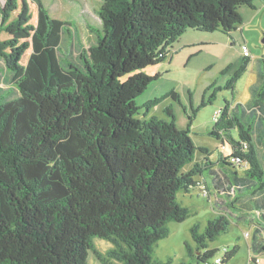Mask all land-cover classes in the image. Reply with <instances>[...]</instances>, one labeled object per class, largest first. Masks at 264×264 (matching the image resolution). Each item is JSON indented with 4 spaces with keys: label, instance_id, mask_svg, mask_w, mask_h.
Wrapping results in <instances>:
<instances>
[{
    "label": "trees",
    "instance_id": "trees-1",
    "mask_svg": "<svg viewBox=\"0 0 264 264\" xmlns=\"http://www.w3.org/2000/svg\"><path fill=\"white\" fill-rule=\"evenodd\" d=\"M242 5L255 8L253 0H102L101 29L88 25L95 40L85 47L76 24L52 17L42 0L0 1V59L10 85L0 88V264H87L89 250L101 264H162L152 247L167 236V221L188 216L176 194L194 187L229 194L234 209L235 191L246 197L242 206L257 222L250 247L264 251V84L246 111L248 125L226 101L210 131L231 145L218 162L243 166L240 176L218 175L207 155L196 161L189 129L173 119L136 117L135 97L158 74L133 71L161 62L188 28L228 34L242 22ZM243 56L226 87L246 70L249 50ZM13 87L18 94L8 97ZM229 224L219 213L203 231L193 225L196 252L186 243L188 255L206 261L216 250L208 241ZM93 236L113 246L104 253ZM224 249L215 264L236 245Z\"/></svg>",
    "mask_w": 264,
    "mask_h": 264
},
{
    "label": "rangeland",
    "instance_id": "rangeland-1",
    "mask_svg": "<svg viewBox=\"0 0 264 264\" xmlns=\"http://www.w3.org/2000/svg\"><path fill=\"white\" fill-rule=\"evenodd\" d=\"M42 2L52 17L76 24L80 40L85 47L94 42L95 36L90 32L88 25L92 24L101 29L97 9L102 0ZM253 3L255 8L247 5L239 7L242 22L228 34L220 30L202 31L188 28L167 47L166 56L161 62L133 71L158 74L135 97V103L139 106L136 117L148 118L155 115L167 121L173 119L177 128L189 129V135L197 147L195 160L198 161L207 155L218 165V169H215L218 175L223 172L233 176L236 171L240 176L245 168L218 162V158L231 153V145L227 140L222 143L221 138L210 133L217 111L228 101L230 111L248 125L251 119L246 111L253 108L254 99L258 97V88L264 84V0H253ZM30 8L33 21L36 8L31 3ZM73 42L75 45L72 50L75 56L79 49L77 41ZM241 45L247 46L250 62L233 86L226 87V81L244 60ZM27 55L26 51L21 62L25 61ZM3 68L4 63L0 59V88L6 91L10 85L4 79ZM255 87L257 90L254 93ZM11 92L8 97L18 94L15 87ZM151 100L153 101L147 107L146 103ZM231 134L234 139L239 138L236 128L232 129ZM200 148H206L207 151ZM203 175L209 179L207 170H204ZM237 192L239 191H235L239 199L237 208L234 209L228 206L229 200L226 199L229 194L216 193L213 188L210 196L204 195L198 187H194L190 192L178 190L176 200L188 208V216L183 221H167L168 234L153 245L151 257L162 264H166L168 260L169 264H180L183 260L192 264H215L216 258L223 256L225 247L231 249L236 245L234 255L221 264H264V251L250 247L257 224L256 216L249 211V207L242 206L246 197L241 200L244 196L239 197ZM230 193L232 195V191ZM219 213H225L230 224L226 231L208 241L207 248L216 249L214 254L206 261L189 256L186 243L196 252L190 228L196 224L199 231H203L208 219ZM92 240L94 246L104 253L113 246V243L104 237L93 236ZM93 253L92 250L88 251L87 264H101ZM251 255L258 258L259 262L251 259Z\"/></svg>",
    "mask_w": 264,
    "mask_h": 264
},
{
    "label": "built area",
    "instance_id": "built-area-1",
    "mask_svg": "<svg viewBox=\"0 0 264 264\" xmlns=\"http://www.w3.org/2000/svg\"><path fill=\"white\" fill-rule=\"evenodd\" d=\"M243 53H244L245 55L248 54V49H247L246 46H243ZM224 250H225V249H224ZM220 261H221V259L218 257V258L216 259V262H220Z\"/></svg>",
    "mask_w": 264,
    "mask_h": 264
},
{
    "label": "clouds",
    "instance_id": "clouds-1",
    "mask_svg": "<svg viewBox=\"0 0 264 264\" xmlns=\"http://www.w3.org/2000/svg\"><path fill=\"white\" fill-rule=\"evenodd\" d=\"M220 258V257H219ZM217 259V258H216ZM221 259V258H220Z\"/></svg>",
    "mask_w": 264,
    "mask_h": 264
}]
</instances>
